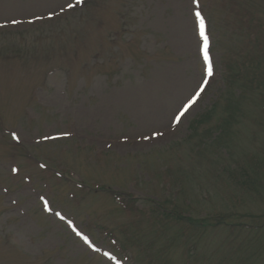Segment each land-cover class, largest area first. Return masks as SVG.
<instances>
[{
    "label": "rangeland",
    "instance_id": "1",
    "mask_svg": "<svg viewBox=\"0 0 264 264\" xmlns=\"http://www.w3.org/2000/svg\"><path fill=\"white\" fill-rule=\"evenodd\" d=\"M220 1L198 0L196 6L192 0H83L79 5L70 0L74 7L68 9V0H0L3 128L25 149L37 146L63 179L52 177L47 191L28 182L10 186V142L0 133V264H149L141 253L149 246L161 250L164 262L188 264L178 233L183 225L153 214L140 219L137 209L192 220L239 214L231 216L233 226L260 215L259 200L232 191L222 175L208 171L204 155L190 150L198 140L188 139L189 124L210 110L223 88L222 61L232 53L246 63L264 55V47L254 48L238 31L229 0L221 6ZM200 7L207 15L201 13L205 33L209 20L214 39L208 49L211 77L194 26ZM205 81L209 86L201 92ZM197 93V102L177 122ZM236 98L233 108L256 114L226 130L231 156L248 165L255 162L252 156L264 162L262 115L247 107L245 98L236 104ZM209 128L202 127L199 137ZM218 134L211 133L213 147ZM45 142L53 143L41 146ZM230 159L222 151L220 167ZM79 182L85 190L79 195L91 189L86 202L70 199ZM96 183L137 204L136 210L121 215L106 191L91 188ZM244 230L217 229L202 238L189 229V237L197 240L186 243L197 247L190 264H210L205 260L213 243L233 237L235 256L247 264L246 254L236 252L245 242L239 233Z\"/></svg>",
    "mask_w": 264,
    "mask_h": 264
},
{
    "label": "trees",
    "instance_id": "2",
    "mask_svg": "<svg viewBox=\"0 0 264 264\" xmlns=\"http://www.w3.org/2000/svg\"><path fill=\"white\" fill-rule=\"evenodd\" d=\"M259 6H263V9ZM228 10L230 14L238 16L240 21L244 19L242 12L248 11L247 16L249 18V27L246 30H243H245L246 33L253 38L252 44L254 48H256L257 45L259 47H264V0H229ZM240 57V55L232 54V57L224 61V90L220 93L219 98L215 101L210 110H208L205 114L200 115L190 123L189 130L191 134L188 136V139L194 140L196 137L198 140L196 149L190 148V150L193 153H199L205 156L204 159H207L209 163L208 171H215L217 175H222L220 178L230 185L232 191L236 190L239 193L245 192L247 196H249V193L251 194V196H249L250 198L255 201L259 200L255 203H257V209L261 211V213H259L260 215L257 217H251L253 214L250 213L247 217H251L252 223H246L243 225L237 224L233 226V223L229 222L231 220V216L237 217L239 214L228 216L227 214L225 215L221 213L216 216L210 215L209 217L192 220L190 218H185L184 216L182 219L171 218V214H160L156 210H153L151 213L137 210L140 211L139 216L141 218L153 214L156 219L159 217H166V223H169L171 219H173L179 225H183V231L178 233L180 234L179 239L182 243L181 254H184L187 257L189 261L188 264L193 263L191 254L195 257V254L197 253V247L193 242V244L186 247L188 240L197 242L195 237H189V233L187 232L189 229L194 230L192 232L196 231V233L203 238L206 236L207 232L211 234L212 230L217 231V229H221V232L225 231L234 234V230L239 229V226H243L245 229L243 232H239L244 236L245 242L237 249L236 252H244V254H246L247 264H264V162L257 156H252L251 159L254 158L255 162L248 165L242 161L243 159L234 158L231 156L233 153L232 150L228 148L224 139L225 136H227L226 130L233 127L232 123L234 121H239L240 118H244L245 120L255 118L256 112H251L249 108L248 112H245L241 110V107L239 106H237L236 109L231 106L232 101L236 97V104H239V102L245 98L247 100V107L250 104L251 107H254L256 111L262 115L260 118L259 128L264 133V62H262L264 55H262L263 59L259 57L257 60H252L248 63L245 62V59L243 60V58ZM235 91H237V95ZM214 119L215 122L212 124ZM205 125H210V128L203 130L201 132L202 136L199 137L198 131ZM0 128L3 129L1 119ZM238 128L239 124L235 122V133L239 132ZM214 132H219V134L213 140V147L209 143V139L212 137L211 133ZM36 149L37 147L25 149L19 145L7 142L8 152L6 160L13 162L20 169L21 166L29 167L31 171L25 168L21 169L29 173L36 172L35 170L39 173L38 170L44 169L48 174L55 176L54 173L58 172L59 169L57 166H41L38 168V163L41 164L44 160L45 162H49L51 166H53V163L50 159L47 161L48 157L44 154L40 155L36 152ZM222 151L229 153L231 159L228 164L220 167V155ZM58 164H60L59 161H57V165ZM218 164L219 166H217ZM168 175L169 177H172L171 171L168 172ZM105 188L108 187H97V189H103L104 191ZM88 195L89 193H80L83 200L88 198ZM107 195L108 198L114 202V205L118 199L124 201L122 202V205H115L121 212L120 214H125L127 210H136L130 200L118 197L109 190L107 191ZM148 202L151 203V201ZM157 205L161 206V204ZM162 206L165 207V205ZM159 208L163 211V208ZM243 218L244 217H240L236 219L241 220ZM159 221L162 222L164 219ZM227 242H229V239L228 241L221 242L219 245L217 243H213L214 247L209 252V257L205 261L210 264H244L242 262V258L238 259L234 254V250L231 245L232 243L234 246H237L236 243H234V237L229 243ZM226 243L227 246H230V249H228L227 254L223 256V246ZM185 247L188 249L186 250ZM126 248L127 247L125 246L123 247L124 250ZM141 253L145 255L144 257L148 260L149 264H169L168 262L161 260L163 258L161 250L160 252H153L151 250V246L143 249Z\"/></svg>",
    "mask_w": 264,
    "mask_h": 264
},
{
    "label": "snow or ice",
    "instance_id": "3",
    "mask_svg": "<svg viewBox=\"0 0 264 264\" xmlns=\"http://www.w3.org/2000/svg\"><path fill=\"white\" fill-rule=\"evenodd\" d=\"M83 2V0H76V5H79ZM192 4L198 6V0H192ZM63 7V5L61 6ZM74 7V5L70 2V0H68L67 2V8L68 9H72ZM52 17L49 16V19H51ZM20 21L17 20H13L12 23L15 25L17 23H19ZM2 26V25H0ZM194 26L196 31L198 32V35L200 36L201 40L203 41V53H204V59H205V71H206V75L208 77H211L213 75V69L209 63V57H208V37L205 33V19L202 16L201 12L199 11H195L194 12ZM201 91H203V89H201ZM200 93H197L195 97H193L189 103L187 105L184 106V111H182L180 113V116L176 117L177 122L179 121L180 117H182L191 107L193 104H195L198 100ZM15 138V137H14ZM79 235V233H77ZM82 239H84L85 243H88L87 239L84 237H81Z\"/></svg>",
    "mask_w": 264,
    "mask_h": 264
}]
</instances>
